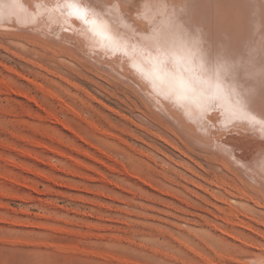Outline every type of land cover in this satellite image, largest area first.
<instances>
[{
    "label": "rangeland",
    "instance_id": "374dc122",
    "mask_svg": "<svg viewBox=\"0 0 264 264\" xmlns=\"http://www.w3.org/2000/svg\"><path fill=\"white\" fill-rule=\"evenodd\" d=\"M0 34V264H238L263 249V225L224 220L250 209L216 179L263 203L233 158L174 129L114 73L46 37ZM217 123L193 139L264 141Z\"/></svg>",
    "mask_w": 264,
    "mask_h": 264
},
{
    "label": "bare ground",
    "instance_id": "6f19581e",
    "mask_svg": "<svg viewBox=\"0 0 264 264\" xmlns=\"http://www.w3.org/2000/svg\"><path fill=\"white\" fill-rule=\"evenodd\" d=\"M0 29L46 37L51 46L114 73L174 129L233 158L263 203L251 202L239 185L216 179L211 184L224 189L226 200L250 209L223 210L224 220L247 228L249 222L239 217L249 216L246 220L264 226L249 212L264 217V141L239 145L231 142L234 137L217 141L213 135L216 144L205 146L194 140L215 134L208 127L215 122L240 134L251 131L252 139L264 137V0H141L137 5L134 0H0ZM238 148L248 149L239 155ZM248 258L238 264H264V246ZM205 262L213 264L207 257Z\"/></svg>",
    "mask_w": 264,
    "mask_h": 264
}]
</instances>
